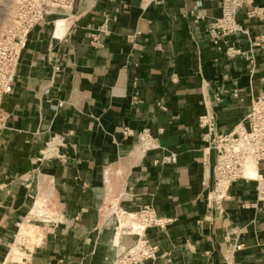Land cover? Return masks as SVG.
Returning a JSON list of instances; mask_svg holds the SVG:
<instances>
[{"label":"crops","instance_id":"crops-1","mask_svg":"<svg viewBox=\"0 0 264 264\" xmlns=\"http://www.w3.org/2000/svg\"><path fill=\"white\" fill-rule=\"evenodd\" d=\"M254 5L264 7V0ZM221 6L222 0H76L34 28L14 94L3 102L0 264H111L140 238L121 215L145 206L171 220L145 231L160 248L145 264H226L223 252L237 245L244 246L237 264H264V202L253 207L256 183H234L221 205L208 198L216 153L206 166L198 126L204 98L226 91L214 108L218 132L226 134L264 94L261 50L253 68L212 43L207 28ZM250 8L238 21L254 35L264 23L247 19ZM102 26L107 33L95 46ZM230 40L248 49L245 36ZM58 101L64 108L53 110ZM126 127L150 129L176 163L155 165L164 151L143 156L136 136L123 135ZM55 136L65 139L59 151L66 162L44 157Z\"/></svg>","mask_w":264,"mask_h":264},{"label":"built area","instance_id":"built-area-1","mask_svg":"<svg viewBox=\"0 0 264 264\" xmlns=\"http://www.w3.org/2000/svg\"><path fill=\"white\" fill-rule=\"evenodd\" d=\"M76 0H0V18L8 5L14 6V27L3 28L0 22V137L7 129V117L3 113V102L5 98L14 94V84L17 77L18 67L22 56L28 47L29 38L34 28L52 15H62L74 6ZM246 5L251 6L247 11L248 20H258L264 23V7L254 5V0H222L220 17L208 24L207 31L211 36L212 43L219 52L232 60L242 57L255 67V50L264 53V28L252 34L251 30L244 28L238 21V15ZM196 20L202 19L200 14H195ZM105 26H102L97 34L92 37L95 46L100 45L99 34H106ZM245 36L248 49L243 50L231 42L232 37ZM264 69V63H263ZM60 71L59 66L54 67ZM227 94L221 91L214 100L204 98V112L198 118V126L203 131L202 140L205 143L203 148L204 164L210 166L211 152L216 153V163L212 168L215 185L209 194L211 205H221L230 199L228 192L230 187L238 181H251L256 183V202L253 207L257 208L264 202V94L254 98L249 112L243 121L230 133H219L215 105L222 102V95ZM234 98H239L240 90L232 93ZM139 100L137 96L132 99L133 103ZM65 101H58L52 105L53 110L64 108ZM122 133L126 137L136 136L139 150L143 156L152 151L162 150L164 155L155 159V165L174 164L177 155L163 149L158 140L152 135L150 129H143L135 132L130 128H123ZM64 137L55 136L46 148L44 157H57L66 162V154L60 153L64 146ZM256 169L254 177L247 173L249 166ZM115 205H111V209ZM119 213H115L117 216ZM130 216L138 217L143 226L144 234L139 238L136 245L127 252L118 256L111 264H145L154 261L160 251L159 245L147 240L145 231L149 228L165 229L171 220L160 218L152 206H145L138 212L129 213ZM243 245H237L232 249L223 252V261L226 264H237L234 256L241 251Z\"/></svg>","mask_w":264,"mask_h":264},{"label":"bare ground","instance_id":"bare-ground-1","mask_svg":"<svg viewBox=\"0 0 264 264\" xmlns=\"http://www.w3.org/2000/svg\"><path fill=\"white\" fill-rule=\"evenodd\" d=\"M247 173L250 176L254 177L256 175V169L251 165V166L248 167ZM119 216L120 215L117 214L116 217L120 218L121 216H124V217L128 218L130 225L128 227L127 226L126 227H127V231L129 232V234H139V237H141L144 234L143 226L140 223L138 217H133L132 218V216H130L129 214H126V213H123V215H121L120 217ZM119 228L121 229V232H123V233L126 232V231H124L125 228L122 229V224L119 225ZM128 232H126V233H128Z\"/></svg>","mask_w":264,"mask_h":264},{"label":"rangeland","instance_id":"rangeland-1","mask_svg":"<svg viewBox=\"0 0 264 264\" xmlns=\"http://www.w3.org/2000/svg\"><path fill=\"white\" fill-rule=\"evenodd\" d=\"M16 13V9L14 6L8 5L6 8V12H4V17L0 18V22L2 29L3 28H13L14 27V16ZM7 17V18H6ZM111 208V206H109ZM29 229V224L26 226Z\"/></svg>","mask_w":264,"mask_h":264}]
</instances>
